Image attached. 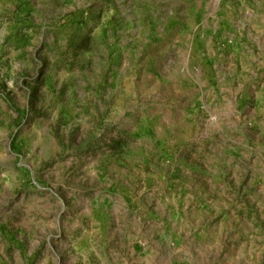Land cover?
<instances>
[{
  "label": "rangeland",
  "instance_id": "374dc122",
  "mask_svg": "<svg viewBox=\"0 0 264 264\" xmlns=\"http://www.w3.org/2000/svg\"><path fill=\"white\" fill-rule=\"evenodd\" d=\"M0 264H264V0H0Z\"/></svg>",
  "mask_w": 264,
  "mask_h": 264
}]
</instances>
